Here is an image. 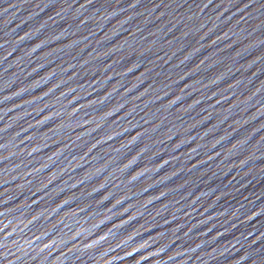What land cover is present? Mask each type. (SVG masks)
<instances>
[{
    "label": "water",
    "instance_id": "obj_1",
    "mask_svg": "<svg viewBox=\"0 0 264 264\" xmlns=\"http://www.w3.org/2000/svg\"><path fill=\"white\" fill-rule=\"evenodd\" d=\"M0 264H264V0H0Z\"/></svg>",
    "mask_w": 264,
    "mask_h": 264
}]
</instances>
